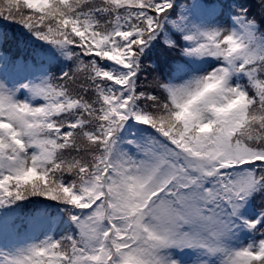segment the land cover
I'll return each mask as SVG.
<instances>
[{
	"label": "snow or ice",
	"instance_id": "6c2138e0",
	"mask_svg": "<svg viewBox=\"0 0 264 264\" xmlns=\"http://www.w3.org/2000/svg\"><path fill=\"white\" fill-rule=\"evenodd\" d=\"M0 264H264V0H0Z\"/></svg>",
	"mask_w": 264,
	"mask_h": 264
}]
</instances>
